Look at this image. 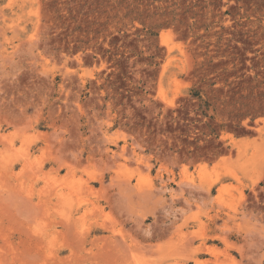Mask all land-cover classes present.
<instances>
[{
    "label": "rangeland",
    "instance_id": "374dc122",
    "mask_svg": "<svg viewBox=\"0 0 264 264\" xmlns=\"http://www.w3.org/2000/svg\"><path fill=\"white\" fill-rule=\"evenodd\" d=\"M0 264H264V0H0Z\"/></svg>",
    "mask_w": 264,
    "mask_h": 264
},
{
    "label": "bare ground",
    "instance_id": "6f19581e",
    "mask_svg": "<svg viewBox=\"0 0 264 264\" xmlns=\"http://www.w3.org/2000/svg\"><path fill=\"white\" fill-rule=\"evenodd\" d=\"M187 236V235H186ZM187 242V241H186ZM184 246V245H183Z\"/></svg>",
    "mask_w": 264,
    "mask_h": 264
}]
</instances>
